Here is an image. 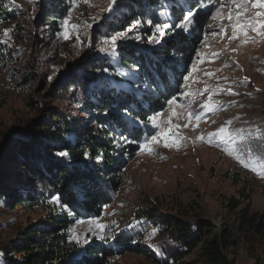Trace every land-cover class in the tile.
Here are the masks:
<instances>
[{
	"label": "trees",
	"instance_id": "1",
	"mask_svg": "<svg viewBox=\"0 0 264 264\" xmlns=\"http://www.w3.org/2000/svg\"><path fill=\"white\" fill-rule=\"evenodd\" d=\"M168 2L170 14L176 22L181 19V9L185 7L175 0ZM197 4L198 0H188V5L194 7ZM158 5L162 6V2L134 0L127 10L106 24V29L112 32L123 30L134 19L158 21ZM70 6V0H42L37 27L39 32L45 31L44 40L48 36L55 39L61 32V23ZM167 7L168 4L163 6ZM205 16L199 15L198 28L204 26L202 20ZM0 17L4 22L11 21L18 17V11L6 8L0 1ZM17 28L19 32L15 33L13 41L25 43L23 28ZM141 29L143 42H129L132 45H121L119 49L125 65L140 68L141 75L149 78V86L139 94L124 95L121 90L125 88L111 85L110 79L101 75L102 69L108 68L113 79L121 78L106 59L98 57L75 62V70H61L52 80L39 66L37 57L36 63L28 58L27 62H21L20 70L13 67L8 71L9 79L17 80L13 85L17 92L34 91L35 97L30 104H33L35 113L4 134L5 141L11 144L8 160L3 163L1 159L0 166L4 168L10 162L15 168L9 174L0 169V197L11 200L6 204L12 207L39 208L44 217L29 223L14 239L0 245V264H75L77 261L107 264L110 258L126 252L144 254L158 264H233L229 253L241 238L252 244L264 242V211L251 212L248 205L240 206L234 197L229 198L226 205L227 212L232 215L231 221L226 216L213 221L199 213L189 219L182 210L174 213L161 211L155 202L148 201V205L137 209L145 223L136 229L116 234L115 239L102 241L92 237L84 245L86 254L71 240V226L78 219L98 216L102 206L109 202L112 190L117 186V173L124 167L123 157L126 152L134 155L136 151V145H125L130 149L125 151L124 147L121 149L112 142L120 135L132 138L129 122L126 118H116V109L122 111L127 105L131 114H139L141 119L163 109L165 99L174 93L182 76L177 66L183 63L187 67L191 63L201 38L198 34L189 36L178 30L174 36L165 38L162 46L156 45L153 51L150 50L153 46L145 39L151 34L150 26ZM19 34L20 39L16 37ZM100 35L101 31L95 33V36ZM23 53L21 50V60ZM18 56L17 51L0 45L3 66ZM151 79H155L159 89L151 84ZM67 95L88 113V121L81 123L60 107L52 106L53 100H67L64 98ZM106 109L109 116L104 115ZM16 135L21 136L13 140ZM65 147L71 153L70 159L51 155ZM85 151L89 153V159L84 158ZM100 154H103V160L98 161ZM4 155L5 152L1 158ZM5 179L7 183L3 182ZM53 195H58L60 204L68 205L74 215L69 216L60 205L49 203ZM243 197L247 198V195L243 194ZM153 228L159 229L156 236L160 239L151 244L160 246L163 256L150 245L147 247L143 240ZM186 257L189 258L186 260Z\"/></svg>",
	"mask_w": 264,
	"mask_h": 264
},
{
	"label": "rangeland",
	"instance_id": "2",
	"mask_svg": "<svg viewBox=\"0 0 264 264\" xmlns=\"http://www.w3.org/2000/svg\"><path fill=\"white\" fill-rule=\"evenodd\" d=\"M0 1L3 2L6 8H15L18 11V17L14 20L4 22L0 17V40L7 39V47L19 53L15 61L7 62L4 66L0 63V154L2 155L5 152L4 158H1L0 155V160L2 159L3 163H6L11 143L8 145V142L4 139V134L8 133L16 125L21 124L25 119L32 117L35 113L32 108L33 104H30L33 103L32 101L35 97L34 91L17 92L13 86L17 80H11L8 77V71L11 68L15 67L20 70L21 62L24 60L27 62L28 58L30 60L33 59L31 61L36 63V57L38 58L39 66L43 68V72L47 76H53V72L56 69H59L56 74L61 70L73 71L77 67L75 62L89 61L95 57L106 59L117 74L136 71L137 68L125 65L121 61V54L116 59H113L98 51L99 47L103 46L101 41L115 32L107 31L106 24L113 22L121 12L129 8L134 0H121L122 6L119 10L112 13L102 11V9L107 7L109 0H90L91 6L77 0L75 7L72 0H70L71 16L69 17L68 11L66 18L69 19V27L71 24L81 25L80 35L84 40L82 47H77L75 44V32L71 34L72 39L69 41H65L59 35L55 36V39L48 36L49 38L46 37V40H44L45 31L41 30L39 32L37 27L42 0H34V2H30V0ZM154 1L156 3L162 2V6L158 5L156 7L159 12L158 21H165L169 17L173 21L174 17L170 14L169 0ZM175 1L183 5L185 10L189 7L188 0ZM223 2L225 10L233 8L227 0H223ZM165 4H168L167 8H163ZM199 5H203V7L200 8ZM214 5H217V0H211L206 3L199 0V3L194 6V8H197L198 14L195 17L194 26L187 34L190 36L195 33L194 35L198 34L201 38L198 46H196L191 63L187 67L183 63L177 66L178 72L182 76L173 94L177 93L178 90L197 93L205 85L215 87L219 84L225 88L229 86L226 81L223 79L218 81L216 77H228L229 81L235 80L239 82L246 76L250 82L248 84H238V86L234 87V90L240 93L238 96L214 95V100L224 102L227 107L217 108L216 111L211 113L204 111L199 122L193 121L196 124L195 128H193L192 124H189L188 128L174 129V131H178L180 135L185 137L179 149L164 147L163 139H161V143L155 146L156 154L154 155H137V145L134 155L126 152L123 157L125 161L124 167L117 173V186L112 190L109 202L102 206L98 216L78 219L85 223L78 224L77 220L71 226L72 241L75 242L73 239L74 233L80 235L82 240L86 236L89 242L92 237L99 239L96 235L98 230L93 228V231H87L90 227L88 221L93 219L108 225L106 235L109 238L116 234L136 229L139 225L134 228H127V225L134 220L143 218L138 214L137 209L148 205V201L155 202L161 211L174 213L182 210L186 213L185 217L189 219H193L194 213H199L201 216L213 221H218L222 216H226L231 221L232 215L227 212L226 205L228 199L232 197L240 202V206L248 205L251 212L264 211V178H261L249 168H245L243 164L234 158V155H229L225 152L223 144L219 146L210 145L206 139H195L196 136L201 134L206 137L208 132L215 131L227 120H233L232 128L244 129V133L249 140H252L251 132H255L257 128L264 131V41L258 39L256 43L249 42L244 44L242 43L243 37L239 35L237 39L229 40L228 37L231 35L230 22L226 19L223 22L211 19V13L215 11ZM161 13H167V15H161ZM199 15H206L204 19L202 18L204 26L201 28L197 26ZM93 16L99 17V21L94 23L91 29H88L84 22L92 23L90 17ZM209 25L212 27L210 28ZM17 26L23 28L21 32L26 35L25 43L13 41L12 39L15 33L19 32L16 30L19 29ZM143 26L148 25L146 23L141 25V34H143L141 29ZM221 26H227L226 34L222 37L209 35L208 40L204 42L208 47H205L201 43L205 34L213 30L219 32ZM4 29H11L9 37L3 35ZM120 30L122 29L116 31ZM63 31L64 28H62L61 32ZM97 31H101L100 36H95ZM174 34L170 33L166 38L174 36ZM30 36H33V38L27 39ZM249 36H254V33L250 32ZM16 37L20 39L21 34L16 35ZM145 39L147 40V38ZM89 40H91V47L88 44ZM129 42L133 41L130 40ZM129 42L127 44L132 45ZM42 47L44 49L40 50ZM21 50L24 51L22 60ZM77 52H79V55H77ZM197 52L200 53L199 57ZM213 53H216L217 56H213ZM194 61L202 62L197 63V70L193 72L192 77L189 78L185 86L183 76L192 71L191 65ZM226 63L229 65L228 67L224 66ZM138 69L139 77H143L140 73V68ZM217 69H220V71H217ZM208 72L214 75H205ZM101 75L105 78L108 77L111 85L117 88H127L126 81L113 79L110 72L105 74L101 71ZM68 96L64 97L67 99L64 101L53 100L52 106L60 107L64 113L73 115L81 123L88 121L90 117L88 113ZM206 98L207 93L196 97L190 95L188 97H179V102L183 105L187 104L188 100L195 99L196 102L192 104V109L199 111L200 103ZM232 100L236 101L235 105L229 104ZM166 108L167 106L165 105L163 109ZM178 111H183V109L179 108ZM236 117H239V119H235ZM212 121H215V123H212ZM187 122L186 115L180 119L173 118V123L183 125ZM20 136L16 135L13 140ZM258 143L259 141H252L251 146L253 149L257 148ZM124 149L125 151H130L126 147ZM161 157L166 158L161 159ZM244 157L247 162L251 163L256 157H264V152H260L257 149L253 153L245 152ZM260 162L259 159H256V164ZM6 165L4 168L0 166V169H3L1 170L2 173L9 174L8 172L12 171V169L14 170L15 166L10 162ZM3 182L7 183L8 181L5 179ZM243 194L247 195V198H244ZM7 202L11 203V200L6 201L4 197H0V245L7 244L14 239L18 231L29 223L39 221L44 217L43 212L39 208L19 205L12 207V205L6 204ZM151 231L149 230L148 232ZM158 239L160 238L155 236L151 241L146 242L145 238L143 240L149 247L148 245H151L153 241H158ZM188 258L186 257L185 259L187 260ZM229 258L233 264H264V242L252 244L241 238L237 246L229 253ZM107 264L158 263L149 260L144 254L126 252L110 258V262Z\"/></svg>",
	"mask_w": 264,
	"mask_h": 264
},
{
	"label": "snow or ice",
	"instance_id": "3",
	"mask_svg": "<svg viewBox=\"0 0 264 264\" xmlns=\"http://www.w3.org/2000/svg\"><path fill=\"white\" fill-rule=\"evenodd\" d=\"M30 2H34V0H30ZM80 2L91 6L90 0H80ZM229 4L233 6L231 9L225 10V4L223 0H217V5H214L215 11L211 13V19L213 21L227 20L230 22L231 26V35L228 37L229 40L237 39L238 35L243 37L242 43L246 44L249 42L256 43L257 40L264 41V0H227ZM73 6L75 7L77 4V0H72ZM199 3V0H198ZM121 0H109L106 8L102 9V11H106L108 13H112L113 11L119 10L121 7ZM200 8L203 5H199ZM182 18L176 22L172 21V18L169 17L165 21H153L152 19H148L147 21H142L140 19H134L125 29L120 31H115L113 34L107 36L105 39L101 41L103 46L99 47V53L105 54V56L112 57L116 59L120 53L119 49L121 45H127V43L132 40L135 42H143V36L140 32V27L142 24L146 23L150 26L151 34L147 36L146 43L148 45L153 46L150 50H155L156 45H163L165 38L170 33H176L177 30L180 32H189L191 28L194 26L196 22L195 17L198 14L197 8L189 5V7L185 9H181ZM161 15H167V13H161ZM71 16V9L69 10V17ZM92 23L84 22L86 28L91 29L94 23H98L99 17L93 16L90 17ZM61 27L64 28V31L58 33L65 41H69L72 39V33L75 32V44L77 47H82L84 40L80 35V27L79 24H71L69 27V19L65 18ZM211 28L212 26L209 25ZM226 27L221 26L220 31L217 32L215 30L206 33L204 36V40L201 41L205 47H208L204 42L208 40L209 35L212 37L223 36L226 34ZM11 29H4L3 35L5 37H9V32ZM254 33V36H249V33ZM0 44H8V40H0ZM89 47L92 46L91 40L88 41ZM235 51V49H233ZM79 55V52H77ZM197 56H200V53L197 52ZM213 56H217L216 53H213ZM202 61H194L191 65L192 71H189L187 75L183 76V81L186 83L189 81V78L192 77L194 71L197 70V63ZM228 67L229 65L226 63L224 65ZM238 66V65H237ZM55 67V66H54ZM59 71V69H56ZM56 71L53 72V76L56 74ZM220 71V69H217ZM102 72L107 74L109 73L108 68L102 69ZM122 81L127 82V88L122 89L121 92L124 95L134 94L135 92L147 89L149 78L147 75L144 77H139V69L136 71H128V72H120L118 73ZM207 76H213V73H205ZM53 76H49V80L53 79ZM139 77V78H138ZM219 81L223 79L228 83V87H223L217 84L215 87L205 85L202 90H198L197 93H190L187 90H178L177 93L172 94L171 96L165 99L166 109H161L160 111H154L152 114L146 115L145 119H141L139 114L133 116L131 114V109L125 105L123 110L116 109L117 116L116 118H126L129 122L130 126V138L129 136L120 135L119 138H114L113 143L123 149V147L127 144H135L138 146L137 155H154L156 154V145L161 143V139H163L164 147L171 148L175 147L179 149L182 144L181 142L185 139L178 131H174V129H179L181 127L188 128L189 124H192L193 128L196 127V124L193 121L199 122L202 118L203 112L207 111L209 113L214 112L217 108H226L227 105L224 102L219 100H214V95L225 94L231 96H238L240 93L234 90L235 86L238 84H248L249 78L243 77L239 82L232 80L229 81L228 77H216ZM151 84L156 85V89H159V85L156 83L155 79H151ZM259 91V89H257ZM204 93H207V98L203 100L199 105V111L192 109V104L195 103V99L188 100L187 104H180L179 97H188V96H203ZM250 95V93H249ZM230 105H235L236 101L232 100L229 102ZM179 108H182L183 111H178ZM109 111L106 109L104 112L105 116H109ZM186 115L188 122L180 125L179 123H173V118H184ZM235 119H239L236 117ZM215 123V121H212ZM233 120H227L218 127L215 131L208 132L205 135L201 134L195 137L196 140H205L210 145L219 146L221 144L224 145V151L229 155H234V158L244 165L245 168H249L251 171L257 173L261 178H264V157H256L261 162L256 164V159H253L251 163L247 162L244 157V153H253L257 149L260 152H264V131H261L260 128H257L255 132H251L252 140H249L248 136L245 135L244 129L242 128H232ZM100 127H106V125H100ZM135 134V135H133ZM239 137V139H237ZM252 141H259L257 144V148L253 149L251 146ZM242 145V147H241ZM54 157L70 159L71 153L67 149V147L62 150H55L51 153ZM84 158L89 159V153L87 151L84 152ZM166 157H161V159H165ZM97 160H103V154L97 156ZM49 203H56L60 205L69 216L74 215L72 210L66 204H60V197L58 195H53L51 199L48 201ZM123 206V205H121ZM107 207V206H106ZM78 224L85 223L82 220L77 221ZM90 227L87 229L88 232L93 231V228L98 230L96 235L100 240H105L109 238L106 233L108 229V225L103 223H99L97 220H89L88 221ZM143 221L134 220L132 223L127 225V228H134L137 225H142ZM159 229L153 228L151 232H148L145 236V241H151L158 233ZM115 239V236L111 237ZM73 239L75 240L78 247L84 249V245L88 244V239L85 236L83 240L80 235L74 233ZM171 243V241H169ZM154 251L163 256L164 253L161 250L160 246L151 244ZM86 249H84V254H86ZM75 264H82L81 261L75 262Z\"/></svg>",
	"mask_w": 264,
	"mask_h": 264
}]
</instances>
